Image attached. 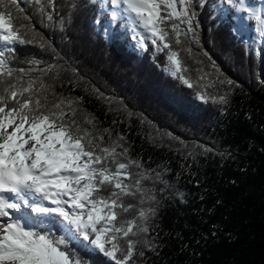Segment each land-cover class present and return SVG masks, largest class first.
Instances as JSON below:
<instances>
[{
	"label": "trees",
	"instance_id": "obj_1",
	"mask_svg": "<svg viewBox=\"0 0 264 264\" xmlns=\"http://www.w3.org/2000/svg\"><path fill=\"white\" fill-rule=\"evenodd\" d=\"M18 2L26 12L14 13L15 24L26 26L21 34L34 42L7 46L15 49L4 55L13 82L42 80L48 86L42 102L49 107L79 99L77 119L91 115L98 130L109 129L105 145L124 137L129 157L143 165L130 171L153 177L143 184L155 201L125 198L137 208L124 218L140 208L155 213L136 245L135 264H264L261 26L234 24L223 0H193L194 31L177 20L187 35L180 45L172 43L183 75L196 85L189 88L169 74L168 49L158 51L151 38L144 49L133 47L126 18L112 23L100 0H42L43 13L31 0ZM35 230L64 236L83 264H115L78 235L67 237L51 218Z\"/></svg>",
	"mask_w": 264,
	"mask_h": 264
},
{
	"label": "snow or ice",
	"instance_id": "obj_2",
	"mask_svg": "<svg viewBox=\"0 0 264 264\" xmlns=\"http://www.w3.org/2000/svg\"><path fill=\"white\" fill-rule=\"evenodd\" d=\"M31 2L44 12L42 0ZM109 2L113 20L126 14L133 24L149 32L158 51L168 49L172 75L189 88L196 87L183 75L185 69L179 52L172 49L173 41L180 45L181 35H187L180 23H186L187 30L194 31L193 0ZM228 2L237 11L244 9L243 0ZM101 7L105 5L101 3ZM15 12L25 13L26 9L20 7L18 0H0V42H3L0 46V264H83L68 250L64 236L55 237L50 230L45 233L35 230V225L43 224L48 218L63 224L67 237L78 235L115 264H135L136 245L149 231V216L155 213L154 209L140 208L137 216L126 219L123 214L135 210L137 205L125 203V198L131 197L140 204L145 198L155 201L152 189L143 184L153 177L145 171H130L133 167L142 169L143 165L129 157L128 147L121 143L124 137L105 145L104 134L111 139L109 129L98 130L91 115L77 119L78 109L74 105L79 99H60L49 107L42 102L41 95L48 90L42 80L29 79L25 85L21 77L13 82L14 72L4 55L5 50L15 49L7 46L34 42L21 34L20 29L26 26L15 24L19 18L14 16ZM251 15L260 22L264 35V18L254 10ZM47 18L51 20L52 16ZM23 19L31 18L25 15ZM144 39L141 36L140 43L146 47ZM219 102H225L224 97ZM155 179H160L159 173ZM57 216L59 220L55 219ZM144 244L149 246L150 242L144 240ZM143 254L141 251L140 255Z\"/></svg>",
	"mask_w": 264,
	"mask_h": 264
},
{
	"label": "bare ground",
	"instance_id": "obj_3",
	"mask_svg": "<svg viewBox=\"0 0 264 264\" xmlns=\"http://www.w3.org/2000/svg\"><path fill=\"white\" fill-rule=\"evenodd\" d=\"M108 2V6L110 8V10H112V5L109 2V0H107ZM227 4H229L230 6V10H231V17L238 20V21H243V22H247V23H254V22H258L255 17L253 15H251V12L254 10L258 13L261 14L262 18H264V0H243V4H244V9L241 11H237L232 4H230L229 2H227ZM126 15V14H124ZM129 21L132 23L133 28L136 31V36L139 37V39H141V36L145 37L147 35H150L149 32H147L144 28L139 27L138 25L133 24L132 20L129 19ZM135 37V38H137ZM135 42V41H134ZM136 42H140L138 40V38L136 39ZM141 43L138 44V46L136 45V48L139 49V45ZM135 47V46H133ZM144 49V47H143ZM47 203V202H45ZM11 211V210H10ZM30 215H37L35 213H29ZM18 215L17 213H13V216Z\"/></svg>",
	"mask_w": 264,
	"mask_h": 264
},
{
	"label": "rangeland",
	"instance_id": "obj_4",
	"mask_svg": "<svg viewBox=\"0 0 264 264\" xmlns=\"http://www.w3.org/2000/svg\"><path fill=\"white\" fill-rule=\"evenodd\" d=\"M101 1V3H103L104 5H105V10L108 12V13H111V10H110V8H109V6H108V2H107V0H100ZM227 2H228V0H223V3H224V14L225 15H227V17L232 21V22H234V24H237V25H239V24H241V25H244V26H247L248 27V29H254L255 27H257L258 25H260L261 26V24H260V22H254V23H247V22H243V21H238V20H236V19H234V18H232L231 17V10H230V6H229V4H227ZM111 15V14H110ZM122 17H125L126 18V15H124V16H122ZM111 19H112V17H111ZM113 20V19H112ZM117 20V19H116ZM126 21L128 22V24H129V31H130V29H133L134 30V32L132 31L131 33H133V34H131L129 37H130V44L132 45V46H135L136 47V45L138 46V44L140 43V42H136V39L138 38V40L140 41V39H139V37H137L136 36V31H135V29L133 28V25H132V23L129 21V19H127L126 18ZM113 22H114V20H113ZM151 35V34H150ZM150 35H147V36H145V39H149L150 38ZM135 37H137V38H135ZM134 39V40H133ZM135 41V42H134ZM3 42H0V44H2ZM135 43V44H134ZM10 46V45H9ZM143 47L144 46H142L141 44L139 45V49H143Z\"/></svg>",
	"mask_w": 264,
	"mask_h": 264
},
{
	"label": "built area",
	"instance_id": "obj_5",
	"mask_svg": "<svg viewBox=\"0 0 264 264\" xmlns=\"http://www.w3.org/2000/svg\"><path fill=\"white\" fill-rule=\"evenodd\" d=\"M169 74H172V71L171 70H168Z\"/></svg>",
	"mask_w": 264,
	"mask_h": 264
}]
</instances>
